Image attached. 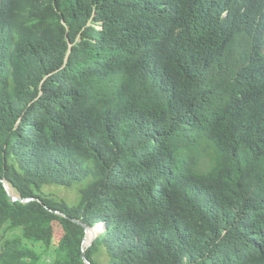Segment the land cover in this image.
<instances>
[{"label": "trees", "instance_id": "16d2710c", "mask_svg": "<svg viewBox=\"0 0 264 264\" xmlns=\"http://www.w3.org/2000/svg\"><path fill=\"white\" fill-rule=\"evenodd\" d=\"M73 218L92 264H264V0H0V264H86Z\"/></svg>", "mask_w": 264, "mask_h": 264}, {"label": "rangeland", "instance_id": "374dc122", "mask_svg": "<svg viewBox=\"0 0 264 264\" xmlns=\"http://www.w3.org/2000/svg\"><path fill=\"white\" fill-rule=\"evenodd\" d=\"M45 188H44V190L46 193L54 194V195H57L59 197H62L70 203H75L78 201L79 193H78L77 187L66 188V187H60V186H49V185H47V186H45ZM6 229H7L6 225L0 227V251H1L2 246L5 243L6 239L14 238L15 236H18L20 234V231L18 229H15V230H6ZM101 230H104V225L102 223H101L100 229L97 232H99ZM104 255H102V256H104Z\"/></svg>", "mask_w": 264, "mask_h": 264}, {"label": "water", "instance_id": "95a60500", "mask_svg": "<svg viewBox=\"0 0 264 264\" xmlns=\"http://www.w3.org/2000/svg\"><path fill=\"white\" fill-rule=\"evenodd\" d=\"M1 181L3 182L8 194L10 195V197L13 199V200H19L21 202H30L32 200H38L39 202L43 203V201L39 198V197H28V198H25V197H22L21 195H12L9 191V188L7 186V180L6 179H1ZM54 212L56 213H60L59 211L55 210ZM72 220H74L75 222L81 224L84 226L85 228V237H84V240H83V254H82V257H83V260L85 261L86 264H92L91 261L87 258L86 256V249L95 241V239L98 237V235L103 231H99V232H95V234L92 236V238L88 239V232L93 230L94 227H91L87 224H85L84 222H82L81 220L79 219H76V218H73ZM88 241V243H87ZM87 243V245H86Z\"/></svg>", "mask_w": 264, "mask_h": 264}, {"label": "bare ground", "instance_id": "6f19581e", "mask_svg": "<svg viewBox=\"0 0 264 264\" xmlns=\"http://www.w3.org/2000/svg\"><path fill=\"white\" fill-rule=\"evenodd\" d=\"M7 186H8V188H9L10 193H11L12 195H16V192H15V190L13 189V187L11 186V184L7 182ZM12 190H14V193H12ZM100 227H101V223L97 224V225L94 227L93 230L89 231V232H88V239L92 238V236L95 234V232H97V231L100 229ZM87 243H88V241H87ZM87 243H86V245H87Z\"/></svg>", "mask_w": 264, "mask_h": 264}, {"label": "clouds", "instance_id": "9594fccd", "mask_svg": "<svg viewBox=\"0 0 264 264\" xmlns=\"http://www.w3.org/2000/svg\"><path fill=\"white\" fill-rule=\"evenodd\" d=\"M102 224H103V223H102ZM95 226H96V225H95ZM95 226H94V227H95ZM103 231H104V230H103Z\"/></svg>", "mask_w": 264, "mask_h": 264}]
</instances>
